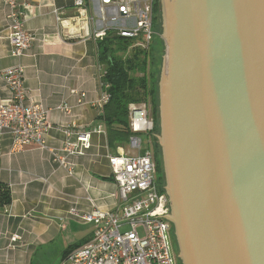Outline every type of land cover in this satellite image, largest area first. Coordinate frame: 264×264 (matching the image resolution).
Segmentation results:
<instances>
[{
    "label": "water",
    "instance_id": "water-1",
    "mask_svg": "<svg viewBox=\"0 0 264 264\" xmlns=\"http://www.w3.org/2000/svg\"><path fill=\"white\" fill-rule=\"evenodd\" d=\"M156 22L168 213L147 218L180 264H264V0H160Z\"/></svg>",
    "mask_w": 264,
    "mask_h": 264
},
{
    "label": "crops",
    "instance_id": "crops-1",
    "mask_svg": "<svg viewBox=\"0 0 264 264\" xmlns=\"http://www.w3.org/2000/svg\"><path fill=\"white\" fill-rule=\"evenodd\" d=\"M19 9L23 28L35 39L24 55H11L8 6L0 0V103L10 99L3 70L20 64L31 99L48 110L47 145L63 155L67 139L89 133L90 146L69 159L68 174L47 150L29 145L12 152L10 136L0 135V189L10 193L9 203L0 205V264H62L66 251L88 241L94 230L70 210L114 208L117 188L108 155L139 151L128 141L110 145L99 118L104 68L93 38L98 25L75 18L74 0H21Z\"/></svg>",
    "mask_w": 264,
    "mask_h": 264
},
{
    "label": "built area",
    "instance_id": "built-area-1",
    "mask_svg": "<svg viewBox=\"0 0 264 264\" xmlns=\"http://www.w3.org/2000/svg\"><path fill=\"white\" fill-rule=\"evenodd\" d=\"M2 1L8 6L6 20L8 38L13 45L11 55L19 57L30 49L35 36L23 28L21 0ZM155 2L74 0L75 18L98 25L93 32L95 40L114 32L130 39L132 46L148 49L154 30ZM2 75L10 99L0 103V135L10 136V151L36 145L47 150L52 160L71 174L73 162L69 159L89 148V133H78L74 140L67 139L61 148L63 155L49 147L45 139L50 125L48 110L31 99L23 83L24 67L12 65ZM107 100L108 93L104 91L98 102L100 109ZM58 108L69 111L64 105ZM129 124L134 132L128 139L129 146L139 152L108 155L111 177L117 188V204L112 209L93 208L83 213L76 208L70 210L72 215L93 224L94 230L88 241L64 255L62 264H178L167 231L171 222L163 220V216L147 218L167 214L168 198L158 185L152 153L142 148L139 137L140 132H149L153 127L146 103L129 105Z\"/></svg>",
    "mask_w": 264,
    "mask_h": 264
},
{
    "label": "trees",
    "instance_id": "trees-1",
    "mask_svg": "<svg viewBox=\"0 0 264 264\" xmlns=\"http://www.w3.org/2000/svg\"><path fill=\"white\" fill-rule=\"evenodd\" d=\"M154 10L155 30L160 0H156ZM154 38L155 36L148 49L132 46L130 39L116 35L114 32H108L102 39L96 40L97 59L104 68L100 82L102 89L108 93V100L103 104L99 118L106 126L107 141L112 146L125 143L134 133L129 124L130 104L146 103L156 117L158 81L152 69ZM160 164V161H157L156 179L159 187L164 190L165 180L160 171ZM9 201L8 189H0V205L8 204Z\"/></svg>",
    "mask_w": 264,
    "mask_h": 264
},
{
    "label": "rangeland",
    "instance_id": "rangeland-1",
    "mask_svg": "<svg viewBox=\"0 0 264 264\" xmlns=\"http://www.w3.org/2000/svg\"><path fill=\"white\" fill-rule=\"evenodd\" d=\"M159 28L158 22L155 24V29ZM154 63V60H153ZM147 109H148V115L153 119V127L152 130L149 132H140L139 137L141 138L142 141V147L147 148L153 156L155 165L157 164V161H160V156H159V147H158V140L155 141V136L152 134V131H157L158 125L156 122V117L152 114V110L150 109V106L147 104ZM161 171V170H160ZM162 174V173H161Z\"/></svg>",
    "mask_w": 264,
    "mask_h": 264
},
{
    "label": "flooded vegetation",
    "instance_id": "flooded-vegetation-1",
    "mask_svg": "<svg viewBox=\"0 0 264 264\" xmlns=\"http://www.w3.org/2000/svg\"><path fill=\"white\" fill-rule=\"evenodd\" d=\"M173 243H174V247H176L175 241H173ZM177 262H178V264H180L178 258H177Z\"/></svg>",
    "mask_w": 264,
    "mask_h": 264
}]
</instances>
